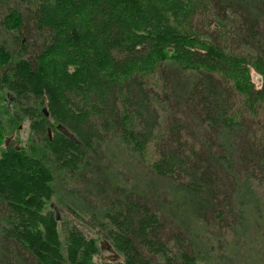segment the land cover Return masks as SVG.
Listing matches in <instances>:
<instances>
[{
	"label": "trees",
	"instance_id": "16d2710c",
	"mask_svg": "<svg viewBox=\"0 0 264 264\" xmlns=\"http://www.w3.org/2000/svg\"><path fill=\"white\" fill-rule=\"evenodd\" d=\"M0 18V85L29 123L0 154V264L172 263L169 238L180 264H264L257 179L228 152L264 169L242 113H264V0H0Z\"/></svg>",
	"mask_w": 264,
	"mask_h": 264
},
{
	"label": "rangeland",
	"instance_id": "374dc122",
	"mask_svg": "<svg viewBox=\"0 0 264 264\" xmlns=\"http://www.w3.org/2000/svg\"><path fill=\"white\" fill-rule=\"evenodd\" d=\"M18 5H20V3H16V1H10V2H7L5 5L1 6V9L3 10L2 12H6L10 7L18 6ZM28 58H29V56H28ZM250 75H251V80H252L253 84L255 85V87H260V85L262 83L261 76L254 70L251 71ZM239 100H240V97L238 95L233 96L232 98L229 99L230 103L235 106V109L241 108ZM234 102H235V104H234ZM242 113H243V119H244L248 129H250V131L253 129H257V128L259 129L261 124L262 123L264 124V113L260 112V114L258 116H254V115H252L248 112H245V111ZM257 123H259V124H257ZM27 125L28 124L24 125L23 131H22V136H23L22 141L23 142H26V138L28 136V126ZM261 135H263V133L260 131H257V135H256L257 138H259V136H261ZM212 147H213V149H216L215 146H212ZM239 147L240 146L234 148L232 145V147L228 151L230 153V159H231V164H232L231 166H233V164L236 163L237 166L243 167V168H240L239 172L244 173L247 170L249 172V175L256 177V179H257L256 181L251 180V182H252L251 186H252V189H254L257 193L259 203L261 205H264V169L261 167L253 168L252 166H249V163L244 164V162H242V160H239V158H237V156H236L238 154L236 151H239L238 150V149H240ZM224 151L226 152V150L223 149V153H224ZM221 176H222L221 178L225 177L226 181L228 180L227 182H229V183L231 182V178H230L228 173L227 174L223 173V174H221ZM239 201H240V199H239ZM55 204H57V202H55ZM247 204H248L247 201H243L242 206L248 207ZM224 209H225L226 213L223 215V217L226 216L224 219V222L226 223V225L218 224V225H213V227H211V228L214 232H217V235L221 234L220 237L223 238V240L226 239L229 242L230 238L232 237L231 235L233 234V232H232L233 226L231 227L229 223H231V225H232L234 223V220H237V216H235L236 210H234V212L232 214L229 211L228 207L224 206L223 210ZM236 209H237V207H236ZM58 214H59V218H61V219L64 218V223H66L67 225H72V223H68V220L70 221V215L67 211H65V209H62V208L58 209ZM247 220L250 221L251 218L248 217ZM251 221L253 223L252 225H254L255 222L253 220H251ZM252 225H250V229L248 230L249 232L248 233L246 232L247 233L246 238H244V237L237 238V241H239L241 246H244L246 248L244 253H246V251L248 249L250 250L249 247H251V244H252V246H254L258 242L256 234L257 235H258V233L260 234V228L257 229L258 231H255V228L251 227ZM81 227L83 230L86 229L85 226H83L82 224L80 225V228ZM238 235H240V233ZM249 237L255 238V240H251L253 242H251L250 245H249ZM172 240H173L172 238H169V240L167 241V246L169 248L168 249L169 250L168 256H169V258L172 259V263L171 262L167 263L166 259H164L162 257H158L157 255L155 256L154 252H151L148 250H142V251L145 255H147V257L153 258V260L156 264H180L179 260H178V253H177L178 248H177L175 242ZM220 245H222V244H220V243L216 244L217 247H220ZM230 245H231V241L227 244V246H230ZM99 248H100L99 254L97 255L98 259H100V260L103 259L106 261L112 260V259H118L121 261L122 258L119 255H117V253L114 252V250L111 249V247L109 246V244L107 242L101 241L99 243ZM203 264H206V263L204 262ZM208 264H216V263H214V262L211 263V261H209ZM218 264H221V263H218Z\"/></svg>",
	"mask_w": 264,
	"mask_h": 264
},
{
	"label": "flooded vegetation",
	"instance_id": "af4514ba",
	"mask_svg": "<svg viewBox=\"0 0 264 264\" xmlns=\"http://www.w3.org/2000/svg\"><path fill=\"white\" fill-rule=\"evenodd\" d=\"M19 34L25 39V27L19 29ZM25 124L24 117L16 116L15 97L14 94L2 88L0 85V154L14 151L18 152L22 149L23 136L22 131ZM28 126V125H27ZM48 136L51 134L47 128Z\"/></svg>",
	"mask_w": 264,
	"mask_h": 264
}]
</instances>
